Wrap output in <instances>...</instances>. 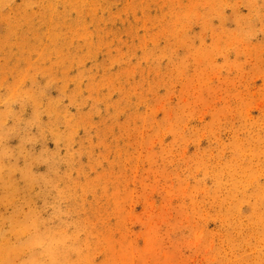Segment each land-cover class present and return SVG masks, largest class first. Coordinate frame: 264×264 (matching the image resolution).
<instances>
[{"label":"rangeland","instance_id":"374dc122","mask_svg":"<svg viewBox=\"0 0 264 264\" xmlns=\"http://www.w3.org/2000/svg\"><path fill=\"white\" fill-rule=\"evenodd\" d=\"M0 264H264V0H0Z\"/></svg>","mask_w":264,"mask_h":264}]
</instances>
